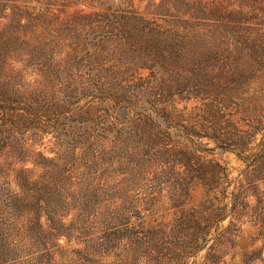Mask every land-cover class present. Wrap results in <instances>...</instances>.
Here are the masks:
<instances>
[{"label": "rangeland", "instance_id": "rangeland-1", "mask_svg": "<svg viewBox=\"0 0 264 264\" xmlns=\"http://www.w3.org/2000/svg\"><path fill=\"white\" fill-rule=\"evenodd\" d=\"M216 126L261 143L264 0H0V264H260L192 185L244 178Z\"/></svg>", "mask_w": 264, "mask_h": 264}, {"label": "trees", "instance_id": "trees-1", "mask_svg": "<svg viewBox=\"0 0 264 264\" xmlns=\"http://www.w3.org/2000/svg\"><path fill=\"white\" fill-rule=\"evenodd\" d=\"M212 130L215 136L210 139L213 140L215 147L209 149L208 152L220 150L222 153L229 152L235 154L245 165L242 181H245L246 185L250 186V188L243 190L244 187L241 186L242 181H240V185L236 188V193L228 195L227 188L229 184L227 183L229 182L226 180L228 177L226 168L213 159L203 157L202 167L199 170V178L192 185L193 187L200 185L203 189L201 203L204 205L203 212H207V226L209 228L212 223L218 225L229 218L231 221L227 228L238 226L239 233L237 237L243 233L241 226L248 224L253 229V242L264 239V189L262 192H258L260 185L264 188V135L259 145L248 147L243 146L241 142H243L244 138H249V141H252L255 139L256 132L240 131L235 128L219 126H216ZM225 184L227 185L225 186ZM248 189L253 191L251 195L246 192ZM250 198H254L255 200L253 205H251ZM229 203H231L230 209H228ZM240 207L241 209L238 210ZM207 233V228H198L192 234L191 245H200L196 252L207 244L208 239L205 236ZM252 252L255 253L256 251ZM257 252V259L261 262L260 264H264V261L260 258L261 250Z\"/></svg>", "mask_w": 264, "mask_h": 264}]
</instances>
